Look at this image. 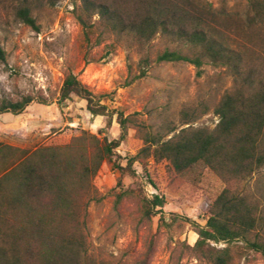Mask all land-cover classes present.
<instances>
[{"label":"trees","instance_id":"obj_1","mask_svg":"<svg viewBox=\"0 0 264 264\" xmlns=\"http://www.w3.org/2000/svg\"><path fill=\"white\" fill-rule=\"evenodd\" d=\"M60 1L0 0V18L11 9L17 21L39 32L35 11ZM247 2L245 20L250 28H257L264 23V0ZM224 13L197 0H76L73 15L82 29L87 63L95 61L90 53L106 39H115L107 45L111 51L123 38L131 37L146 52L159 35L178 48L164 50L154 61L145 55L139 78L153 63L184 62L193 65L199 77L206 64L224 67L241 79L242 86L225 94L215 107L214 129L195 127L209 108L189 104L179 114L180 125L187 127L169 139L132 115L115 112L121 134L112 142L83 135L68 145L33 152L0 145V264H96L88 258L87 209L101 200L93 181L106 160L114 162L122 177H137L134 163L140 160L168 162L179 174L203 165L228 186L211 204L206 225L195 224L196 257L209 264H236L234 249L239 246L264 255L263 210L250 195L231 187L264 168V60L255 65L231 48L222 30L228 22ZM5 60L0 42V62ZM73 96L86 101L92 116H106L107 125L112 124L115 113L101 103L102 96L69 72L57 104ZM35 100L31 96L0 100V116L20 115ZM37 101L48 105L44 97ZM132 126L143 147L122 166L118 158L112 159ZM89 139L95 142L91 151L85 147ZM143 202L148 219L165 205V199L157 195Z\"/></svg>","mask_w":264,"mask_h":264},{"label":"rangeland","instance_id":"obj_2","mask_svg":"<svg viewBox=\"0 0 264 264\" xmlns=\"http://www.w3.org/2000/svg\"><path fill=\"white\" fill-rule=\"evenodd\" d=\"M215 11H225L228 20L225 40L231 48L255 65L264 60V23L250 28L246 22L247 0H197ZM76 0H61L55 7L45 6L34 16L39 32L17 21L11 9L1 13L0 42L6 53L0 62V100L16 101L23 96L36 100L20 115L0 116V145L33 152L43 147H62L83 135L108 142L121 134L117 114L133 116L164 139L187 126L180 125L179 114L186 105H205L207 115L195 127L214 129L218 118L214 109L221 98L242 86L224 67L206 64L199 77L197 69L184 62L152 64L138 77L145 55L152 61L164 50L177 45L156 36L146 52L131 37L117 43L114 51L107 47L115 39H106L93 49L88 62L83 33L73 10ZM72 72L101 103L114 112L112 124L106 116H92L84 100L73 96L59 106L60 90L66 75ZM44 97L48 105L38 103ZM95 142L85 147L94 150ZM143 147L136 127L115 150L112 160L126 166L127 159ZM137 177L121 176L113 161L106 160L94 186L99 202L88 206L86 232L88 258L96 264H209L193 252L198 240L195 224L205 226L209 208L228 186L203 165L176 173L168 162L140 160L134 163ZM150 181L154 183L151 185ZM256 200L264 213V168L239 185L231 186ZM165 199L161 213L147 218L144 198ZM213 246L224 247L223 244ZM236 264H264V255L234 249Z\"/></svg>","mask_w":264,"mask_h":264}]
</instances>
